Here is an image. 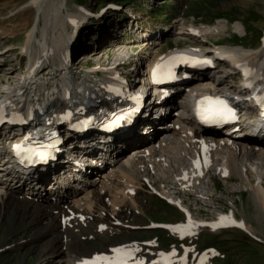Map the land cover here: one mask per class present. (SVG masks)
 Returning <instances> with one entry per match:
<instances>
[{"label":"bare ground","instance_id":"obj_1","mask_svg":"<svg viewBox=\"0 0 264 264\" xmlns=\"http://www.w3.org/2000/svg\"><path fill=\"white\" fill-rule=\"evenodd\" d=\"M32 3L36 6L37 13L39 11L41 12L43 24L39 27L38 23L36 22L34 26L27 31L25 41L22 45H20V51L21 53L25 54L24 56H26L25 58H27V62H33L34 65L30 70H26L25 77H22V75H20L17 85L23 84V86H21L20 88L23 89L22 94L24 96L31 97L30 93H34L35 98L34 100H32V102H24L26 100L25 97L24 99L23 97H20L21 101L18 102V105H14L15 108H18L19 105L23 106L24 104H26L27 107H45L54 99V96L45 93V85L48 84L46 81L42 80L37 85L34 82L32 84L30 82L26 83L25 80L34 79V76H30L29 74H33L37 70V68L41 66L42 63L62 60V52H64V50H71V48L74 47L75 41L79 38H74L76 37L75 35L78 33V30L77 32H75V35H73V32L67 35V23H71L72 21H74V23H77L79 25L82 21V19L78 18L77 14H73V12L71 14H68L66 18L63 19V17L59 16L57 10L56 12H54V4L49 6L48 4H46V0H32ZM37 17L38 14L36 15V18ZM108 17H110V15ZM226 28L227 27L224 23L218 22L214 27L198 26V32L202 36L208 34L220 35L224 33L225 30H227ZM232 28L239 34H243L246 31L245 25L239 21L235 22ZM37 31L40 35L37 34ZM185 32L186 33H183L184 36L189 35L191 38H193V36L188 33L187 29H185ZM37 35H39L38 38ZM201 40L203 39L201 38ZM139 43H143V41ZM154 43L161 46L156 51H154V53H152L151 59H159L162 55V52L164 51V45L159 43L157 40ZM189 48L194 53L201 54L205 57H209V55L211 56V54L208 52L216 50L217 57L224 55L230 60L229 61L228 59H223L224 57H221V59H218L219 64H225L227 69L232 72L234 71V65L237 61H244L252 71L254 76L253 79L264 80V45H260L259 47L252 49L235 45L223 46L219 43H215V47H213V49H209L206 54H202V51L196 47L191 46ZM14 51L15 50L13 49V47L9 44V47L4 51V53L9 52L10 55H13ZM229 52L231 54H227ZM137 58L138 57H136L135 60L139 59ZM141 59L144 60L145 57H141ZM151 59L150 62L152 61ZM144 63L147 64V62L143 61L138 63V66L135 70L136 73L132 76L133 78L134 76L136 77V79L138 78V81H136V83H139L141 79L144 80L146 77V70L141 68L142 64ZM5 65V67H0V74H2L3 77L10 76L11 74H14L15 70H17V68L13 65H10L8 63H5ZM44 69L46 70L47 68ZM214 74H216L218 78L223 77V81H227L226 86L229 92H235L236 87L242 88V83L238 84V80L240 78L237 77V75H235L236 77H232V75H226L221 71H215ZM234 74H236V72ZM54 75L56 74H53L52 76ZM83 75L84 76H80L77 79L70 78L69 76L70 81H72V85H74L77 90L75 91L74 88H72L67 97L66 90L55 94V105L57 107H66L65 103H68L69 105L73 104V107H75L76 105L77 107H84L81 105L83 104V102L92 107L96 105L97 102L102 101L106 97H110L108 98V100L110 101L117 99L112 94L107 93L105 91V88H99L95 84H90L89 80H87V74ZM55 77L56 79H63L64 75L62 73H59ZM114 79L116 81H121L123 78L118 76L114 77ZM191 80L192 81H189L190 85L195 84V82H206L209 84L213 80V76L206 72H203L194 75ZM130 85L133 84L131 83ZM221 85H223V82L217 83L215 87L218 88ZM124 87H126V85H124ZM143 89L144 87L138 88L139 92ZM179 89L180 88H177L176 90ZM3 91L6 93V95H9V98L12 96L11 99H16L19 94L15 92L14 86L5 87ZM86 92L88 94H85ZM71 94H73L72 97L69 96ZM149 94L151 95V92ZM91 96L96 99L94 101H90ZM111 97L113 98V100L111 99ZM157 100V98H154V100L152 101L149 97L144 98V102H142L143 111L141 116L136 118V120L134 121V125L127 128V130L121 136L123 139L122 142H120L121 148L116 147V149L118 150L117 156L119 157L117 158L116 156H113L116 149H111L112 154L111 156H109V161L107 162L108 169L107 171H105V174H103L104 172H100L101 174L93 177L90 180V187L86 188L84 191L77 193L73 198H71V196L65 197L63 195H60V197L57 198L55 202L51 203L49 196H47L42 201H35L33 199L29 200L19 197L14 191L17 190L20 185L13 183V181L10 182L8 181V177L5 179L2 176L7 171L6 166H4V168H0V213L1 211L9 210L10 214L15 213L21 215V217L23 216L27 218L24 231L27 234L26 237H28V239L26 238L27 240H25V243H28L29 247H34L41 244L44 248L42 254L39 257L40 259L38 261V264H76L86 256V252H89L90 255L92 253L98 252L99 248H90L85 243V239L88 236H95L94 233L103 231L102 225L104 223H102V225L100 226L98 224L100 222L98 221H100L99 217H102L104 214H99L98 211L99 208H102L106 211L108 210L106 201L107 198L109 199L110 193L113 191L114 194L112 197H115L114 199L120 200L121 206L125 207V200L122 196L127 197L129 191H134L135 188H132V186L136 187V185H141L142 182V184L145 183L147 190H150L151 193L157 192L158 189H156V187L154 186V181L147 176V172L151 171L153 176H157L154 171H157L158 169L160 174L165 175L167 173L166 169L168 170V168L170 167L171 161H174V167H177L178 163H180V165H183V167L181 166L178 171L176 170L174 171V173H172L174 179H176L177 181H182L183 183H185V185L187 184L190 187H196L200 191L203 190L205 192V189L208 188V184L211 182V176L213 175L214 177V175H218L231 184H240V186L243 187V190H245V188L247 190H250L252 193V198L255 200V205L257 203L260 204L262 212L264 213V125L258 124L257 127L248 131L254 133L253 135L246 132L243 137L240 134L239 136L241 137L238 138H231L227 136V134L212 136L214 135L213 133L211 135H209L208 132L203 133L201 130L194 129L185 120H182L179 115V111L169 113L168 109L164 108L165 104H167L169 108H172L174 104L176 105L177 109L183 110L186 103V99L185 96H183V93H181L180 97H178L177 100L176 98H174L164 103H158ZM157 112L162 113L160 115H157ZM245 113H252V111L247 110L245 111ZM13 117V119L16 118V116ZM161 117L167 121L165 122L166 125L162 127L163 131H161L160 129V134L158 135L159 137L154 140V143L157 142L156 144H149L148 146V143H152L151 141L144 144L145 148L143 147V145L139 146L138 148H134L129 152L124 151L129 142L143 139V137L145 136V132L149 131L148 125L153 124L154 120L161 119ZM245 119L250 120V118L248 117H246ZM16 136L17 135H15V137ZM152 136L153 135H151V137ZM163 136H167V138L162 140ZM89 142L90 141H87L86 143ZM116 142L118 143V141ZM103 146L104 143H101L98 148ZM107 146H109V149L111 148V145ZM107 146L103 147V150L105 152H108ZM197 161L199 162V166L196 163ZM154 167H156V170L153 171L152 169ZM12 175L14 176L15 173H13ZM35 176L36 173H34L33 177L35 178L34 180L37 181ZM112 177L116 179L115 184L108 183L109 179ZM252 178L253 180H251ZM67 180H69V177H67V179L63 178L62 180H60V184H67ZM119 182L122 183L121 186H123V188L117 190L115 186L117 185V183L120 184ZM106 183H108V185H105ZM49 185H51V183ZM185 185H182L181 188L186 189V187L188 186L185 187ZM74 186L77 187L78 184H68L69 188L74 189ZM106 187L109 189V195L105 193ZM50 188L52 187L49 186V189ZM111 188L114 189L110 190ZM179 190L181 191V193L184 192L183 189ZM174 191L175 189H172L170 192L166 189H163L161 192V197L167 199L170 203H174L185 213H189L190 208L183 200H179L182 197L180 195H177V192ZM185 191L191 190L188 189ZM210 191L201 195H208ZM197 195L200 194L197 193ZM115 203V200H113L112 206H115ZM93 206L98 207L95 210ZM124 209L127 210L129 208L125 207ZM113 210L114 209L112 208L111 211ZM93 213H96L98 216H95ZM218 214H220V212H217V215ZM108 217L109 216H105L106 219ZM196 220H202V218L198 217L196 218ZM65 221H71L73 222V224L65 226ZM95 222H97L96 225H94ZM116 223L121 226V222L117 221ZM242 223L246 231L253 232V228L250 225H247L245 222ZM180 225L183 224L181 223ZM69 226H74L79 229H83L84 231L82 233H74L73 231L68 230ZM173 227L174 226H169V229L173 231ZM96 230H98V232H96ZM200 230L202 229L198 226H195L193 227V229H189L187 234H191L192 232H197ZM57 231H59V233L55 234ZM98 234L103 235L104 233ZM70 236L76 238V241L72 242L74 247L77 248L76 250H78L76 254L70 250ZM119 244L122 243L113 244L112 246L108 247V250L110 248L117 247ZM129 247L139 248V251L136 252V255L144 259V262L148 261L149 263H153L150 261L155 258V250L146 248L140 241L132 242ZM202 257L203 256L197 257L193 260V262L195 264H198V262L201 261Z\"/></svg>","mask_w":264,"mask_h":264},{"label":"rangeland","instance_id":"obj_2","mask_svg":"<svg viewBox=\"0 0 264 264\" xmlns=\"http://www.w3.org/2000/svg\"><path fill=\"white\" fill-rule=\"evenodd\" d=\"M115 2L136 10L137 22L142 23L145 32H149L152 35L147 41L143 40V43H139L141 41L128 42L124 40L127 39L124 36L125 33H130L131 35H135V33L133 31L125 32L122 29V19L107 18L112 12L109 6ZM46 4L49 6L54 4V12L57 10L59 16L63 17V19L72 12L73 14H78L81 11L86 13V16L93 17V15H97L101 10L105 9L100 19L95 20L89 17L87 24L82 29V38L78 35L80 39L73 51L78 56L86 54L84 60H82L85 66L83 67L81 76H84L82 74L88 73L96 66H101L106 68L113 67L129 80L131 75L133 76L136 73L134 71L136 63L140 61H136L135 58L140 55L149 59L150 56L152 57V53L160 48L161 45L156 46V48L150 44L148 45L152 39L159 35H163L166 39L165 44H162L164 45L163 52L166 53L169 49L191 46L198 48L202 52H206L215 43L223 46L235 45L253 49L261 45L260 40L264 33V0H46ZM37 14L38 17L36 18ZM191 21H194L199 26L210 27H214L218 22H222L226 25L227 30L220 35H205L203 38L201 37L203 40L199 37L191 38L189 35L184 36L183 33H186L185 29H181L183 22ZM237 21L242 22L246 27V31L243 34L235 32L232 28L233 24ZM36 22L40 27L43 24V19L41 12L37 13V8L32 3V0H0V50L4 53L9 44L12 43L15 45L12 47H20L25 41L27 31ZM78 33H80L79 29ZM37 34H39L38 31ZM39 35H37V38ZM80 35L82 34L80 33ZM95 46L99 48L95 50ZM150 47L153 48L149 50ZM16 48L13 55H10L8 52L0 56V60L6 59V64L8 63L17 68L14 74L6 77L7 79L3 78V75L0 74L2 75L0 76V88L17 86L21 73V69L18 66H23L27 62L26 58L20 53V50H16ZM142 61L144 62L145 59ZM147 65L144 63L141 68L144 69ZM220 67L223 71L227 69L223 68L226 67L225 64L220 65ZM47 76H50V74ZM87 76L89 79L93 77L91 74ZM133 79V84L138 81V78L136 79L135 76ZM173 163L174 161H171V164L169 163L170 167L168 170L166 169V176L160 174L158 169L159 173L154 171L156 167L152 170L158 177L153 176L151 171L147 172V176L154 181V186L158 189L156 193L162 196L161 192L163 189L169 192L175 189L174 192H177L176 194L182 197L179 200H183L187 204L196 218L200 217L204 220H211L216 217L217 212H232L236 218L250 225L253 228V232H243L237 229L210 232L204 229L199 234L186 236L184 239L169 233L167 236L163 234V239L160 235L159 247L167 248L171 244H174L180 248H189L190 254L204 253V250L207 248L214 247L215 252L209 261L206 262L207 264H264V213L260 204L257 203V206L255 205L251 191L246 188L243 190L240 184H231L218 175L211 176V182L208 184L205 192L203 190L200 191L196 187H190L182 181L174 179L172 173L176 170L178 171L183 165L178 163V166L174 167ZM108 183L115 184L116 179L112 177ZM108 183L105 185H108ZM119 183L115 186L117 190L123 188L121 186L122 183ZM182 185L188 187L186 189L181 188ZM132 188H135V190L129 191L127 197L122 196L125 200V207L129 209L125 210V207L121 206V201L112 197L114 194L112 191L109 199L107 198L106 201L108 212L112 216L102 208H99L98 211L99 214H104H102L104 217H99L100 221L98 222L100 223L98 224L100 226L106 221H113V217H115L126 222L124 223V228L128 231L124 232L120 228L108 227V234L107 230L100 232L96 230V232L104 234L96 237L98 233H94L95 236H88L85 239V243L90 240L89 243H86L87 246L90 248H93L92 246L105 247V245L112 241H114L113 243H117L124 238H127V240L149 239L158 234V232L148 233V230L144 228L150 222L152 224L159 222L177 224L183 221L182 211L178 210L174 204L164 201L156 194L147 195L151 191L147 190L145 183L136 185V187L132 186ZM140 188H143L147 194H143V190L140 191ZM113 189L111 188L110 190ZM179 189H183L184 192L181 193ZM188 189L192 192L185 191ZM108 190L106 187L105 193L107 195H109ZM207 190H211L208 195H201L208 192ZM197 193L200 195H197ZM113 200L116 202L115 206H112ZM97 207L95 206L94 209L96 210ZM112 208L114 209L113 211H111ZM0 214V264H38L39 257L44 248L41 244L29 247L28 243L24 242L28 239L24 231L27 218L15 213L10 214L9 210L1 211ZM93 214L98 216L96 213ZM105 216L109 217L106 219ZM69 224L72 225L73 222H64L65 226ZM121 225L123 224L121 223ZM133 227H141V229L145 230H141L140 233H134L131 232L135 230ZM68 230L74 233H82L84 231L74 226H69ZM57 233L59 231L55 234ZM177 234H180V232H177ZM168 236H172V238L168 239ZM69 239V242H71L70 250L76 254L78 250L72 244V242L76 241V238L70 236ZM86 254H89V252H86Z\"/></svg>","mask_w":264,"mask_h":264},{"label":"snow or ice","instance_id":"obj_3","mask_svg":"<svg viewBox=\"0 0 264 264\" xmlns=\"http://www.w3.org/2000/svg\"><path fill=\"white\" fill-rule=\"evenodd\" d=\"M175 59H181L180 57H177ZM187 59V58H183ZM163 65H158L156 69V75L159 77L161 68H163ZM245 76L252 75V71L248 68L244 69ZM207 99V98H206ZM257 100L261 103H264V96H258ZM207 112L210 115L214 116H225V115H231V109L228 108L227 104L220 99H216L210 102L209 107L207 109ZM17 150H21V145L15 146ZM40 156L41 159L45 158L44 152H38L36 153ZM199 166V162H196ZM227 174V173H225ZM224 220H230V217H221V221ZM231 223H236L235 221H231ZM193 226V222L191 219H189V222L187 225H177L173 227V231H178L181 233V235L187 234L188 230ZM221 226L220 224L214 225V227ZM240 227H243V224L241 223L239 225ZM139 251V248L137 247H129V246H122L118 248L112 249L113 255H97L91 259H84L79 262V264H144L143 259H134L135 253ZM161 257L167 262V264H171L170 256H174L175 252H172L168 255H165L164 253L160 254Z\"/></svg>","mask_w":264,"mask_h":264}]
</instances>
